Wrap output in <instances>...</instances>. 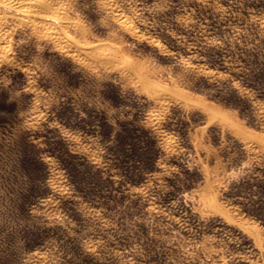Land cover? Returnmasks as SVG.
<instances>
[{
	"label": "rangeland",
	"instance_id": "1",
	"mask_svg": "<svg viewBox=\"0 0 264 264\" xmlns=\"http://www.w3.org/2000/svg\"><path fill=\"white\" fill-rule=\"evenodd\" d=\"M0 2V264H264V0Z\"/></svg>",
	"mask_w": 264,
	"mask_h": 264
},
{
	"label": "bare ground",
	"instance_id": "2",
	"mask_svg": "<svg viewBox=\"0 0 264 264\" xmlns=\"http://www.w3.org/2000/svg\"><path fill=\"white\" fill-rule=\"evenodd\" d=\"M2 2H6L7 4H10L11 6H13L15 9L20 10L23 13V16H31L30 13H33V8L36 7V3L40 2V1H44V0H1ZM110 1V0H107ZM1 3V2H0ZM6 3H3L6 5ZM8 6V5H7ZM35 9V8H34ZM33 10V11H32ZM9 12V11H8ZM6 13V12H5ZM2 14V13H1ZM0 14V15H1ZM13 15V14H12ZM18 15V14H16ZM15 17V16H14ZM32 17V16H31ZM0 18H2V16H0ZM28 18V17H26ZM19 20V19H18ZM5 36V35H4ZM2 38L0 36V43L2 41ZM1 46V45H0Z\"/></svg>",
	"mask_w": 264,
	"mask_h": 264
}]
</instances>
